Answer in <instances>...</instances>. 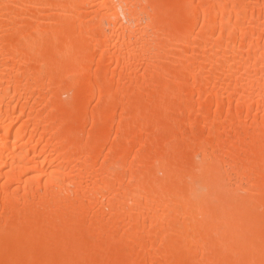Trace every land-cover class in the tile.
Instances as JSON below:
<instances>
[{"label": "bare ground", "instance_id": "bare-ground-1", "mask_svg": "<svg viewBox=\"0 0 264 264\" xmlns=\"http://www.w3.org/2000/svg\"><path fill=\"white\" fill-rule=\"evenodd\" d=\"M0 264H264V0H0Z\"/></svg>", "mask_w": 264, "mask_h": 264}]
</instances>
